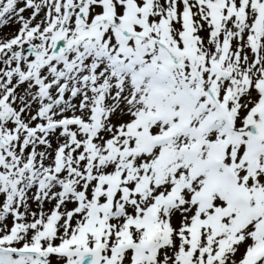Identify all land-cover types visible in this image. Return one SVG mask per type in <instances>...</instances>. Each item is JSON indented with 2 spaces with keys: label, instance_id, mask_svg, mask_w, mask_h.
I'll return each mask as SVG.
<instances>
[{
  "label": "snow or ice",
  "instance_id": "6c2138e0",
  "mask_svg": "<svg viewBox=\"0 0 264 264\" xmlns=\"http://www.w3.org/2000/svg\"><path fill=\"white\" fill-rule=\"evenodd\" d=\"M0 264H264V0H0Z\"/></svg>",
  "mask_w": 264,
  "mask_h": 264
},
{
  "label": "rangeland",
  "instance_id": "374dc122",
  "mask_svg": "<svg viewBox=\"0 0 264 264\" xmlns=\"http://www.w3.org/2000/svg\"><path fill=\"white\" fill-rule=\"evenodd\" d=\"M12 31H15V26H12L11 28H6L4 29V32L7 33V32H12Z\"/></svg>",
  "mask_w": 264,
  "mask_h": 264
}]
</instances>
